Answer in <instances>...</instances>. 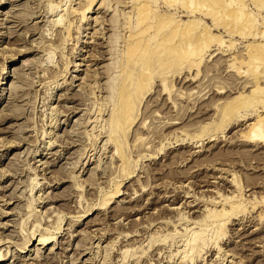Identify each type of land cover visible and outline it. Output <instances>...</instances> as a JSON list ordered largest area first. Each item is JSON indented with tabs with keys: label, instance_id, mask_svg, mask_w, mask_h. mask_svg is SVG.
Here are the masks:
<instances>
[{
	"label": "rangeland",
	"instance_id": "rangeland-1",
	"mask_svg": "<svg viewBox=\"0 0 264 264\" xmlns=\"http://www.w3.org/2000/svg\"><path fill=\"white\" fill-rule=\"evenodd\" d=\"M151 1L0 0V264H264L238 236L263 218L264 240V81L247 87L264 74V0ZM186 30L188 55L181 37L146 48ZM141 51L164 56L138 76L134 122L114 133L125 62ZM163 196L177 203L159 207ZM121 208L138 210L133 221L111 219Z\"/></svg>",
	"mask_w": 264,
	"mask_h": 264
},
{
	"label": "bare ground",
	"instance_id": "bare-ground-1",
	"mask_svg": "<svg viewBox=\"0 0 264 264\" xmlns=\"http://www.w3.org/2000/svg\"><path fill=\"white\" fill-rule=\"evenodd\" d=\"M153 1V0H152ZM151 1V2H152ZM170 1H172V0H170ZM170 1H168V2H170ZM211 1V0H210ZM239 1V0H238ZM87 2H88V0H87ZM158 2H160L159 0H158ZM190 2H192V1H190ZM216 3H218V2H216ZM86 4H88V3H86ZM155 4V3H154ZM188 4H189V2H188ZM240 5H241V3H240ZM148 6H150V5H148ZM141 7V6H140ZM150 9H151V7H149ZM207 9V8H206ZM72 10V9H71ZM70 11V10H69ZM74 11V10H73ZM88 11V10H87ZM90 11V10H89ZM188 11V10H187ZM146 12H148L147 14L148 15H146V16H149V11H146ZM172 12V11H171ZM189 12V11H188ZM1 13V12H0ZM151 13V12H150ZM71 14V13H70ZM73 14V13H72ZM129 14V13H128ZM134 14V13H133ZM86 15V14H85ZM143 15V14H142ZM250 15V14H249ZM248 15V16H249ZM76 16V15H75ZM250 16H252V15H250ZM142 17V16H141ZM73 18V17H72ZM71 18V19H72ZM87 18V17H86ZM88 19V18H87ZM132 19V18H131ZM144 19V15H143V17H142V19H139V21H138V23L137 24H139V22L140 21H142ZM150 19V18H149ZM79 21V20H78ZM144 21V20H143ZM172 21H173V19H172ZM166 22V21H165ZM143 22H141L140 23V25L142 24ZM167 24H168V22H167ZM194 24V23H193ZM160 25V24H159ZM158 25V26H159ZM133 26V25H132ZM131 26V27H132ZM139 27V26H138ZM137 27V28H138ZM162 27H163V25H162ZM128 28V27H127ZM151 28V24H149L148 26H144V27H141L140 29H138L137 30V34H142V33H144V32H146V31H148L149 29ZM157 28V27H156ZM134 29V28H133ZM156 31V30H155ZM194 31V30H193ZM127 33H128V31H127ZM188 32H187V30H186V33H179L178 31H172V32H170L169 33V35H166V36H162V39H161V37H160V39H159V36H157V35H153V36H150L148 39H146V41H145V45H147L146 46V48H148V47H153V46H155V45H153V44H157L158 42H162V44H164V43H166V44H171L173 41H175L176 39H179L178 37H184L185 36V34H187ZM190 33V32H189ZM157 34H159V31L157 32ZM159 35H161V34H159ZM133 36V35H132ZM199 38V37H198ZM200 38H203V36L202 37H200ZM179 41V40H178ZM176 42L175 44V48L180 52V55H188L190 52H189V50H190V48H191V44H190V39L189 40H183V38L181 39V41H179V42ZM202 43V42H201ZM174 45V44H173ZM262 45V44H261ZM132 46V45H131ZM264 46V45H263ZM253 49V48H252ZM9 50V49H8ZM168 52V54L169 53H174L173 51H174V48H173V46H171V47H169L168 49H166ZM199 50V49H198ZM245 50V49H244ZM241 52V51H240ZM167 53H166V56L164 57V58H166L167 57V60L168 61H166V64L168 65L169 63H170V60H172V58L171 57H168L167 56ZM162 54V52L159 54V53H157V58H155V57H146L145 56V54H144V52L142 53V51L141 52H139L138 54H136V56L133 58V59H129V60H127V62H125L126 63V66L128 67V69H127V71H126V79L123 81V82H125V84L122 86V88H120V90H119V92H118V98H119V100H120V105H119V110H118V112H117V115L115 116L117 119L115 120V122H114V124H113V129H114V133L115 132H119V131H121V132H123L124 131V129H125V126L128 124V123H130L131 124V122H134V114L136 113L135 111V109H136V106H138L137 105V103H138V100H139V92L137 93V91H136V89L141 85V83H142V80H139V78H138V76H140V75H142V77H143V75H145V72L147 71V72H149V73H152L153 74V71L154 70H156V69H158V67H159V65H161L160 64V58L162 57V56H164V55H161ZM222 54V53H221ZM156 55V54H155ZM220 55V54H219ZM261 55V54H260ZM215 56V55H214ZM239 56V55H238ZM244 56V55H243ZM210 57V56H209ZM240 57V56H239ZM238 57V58H239ZM245 57V56H244ZM227 58V57H226ZM229 58V57H228ZM231 58V57H230ZM252 60H255V61H258V60H256L257 59V57H255V58H251ZM200 60H201V58H200ZM222 60V59H221ZM220 60V61H221ZM260 60V59H259ZM214 61H216V60H214ZM219 61V60H218ZM218 61H216V62H218ZM223 61V60H222ZM246 61V60H245ZM249 61V60H248ZM251 61V60H250ZM214 63V62H213ZM227 63V62H226ZM192 65H194V64H192ZM214 65V64H213ZM215 65H216V63H215ZM187 66V65H186ZM73 67V66H72ZM228 67V66H227ZM227 67H226V69H227ZM173 68V67H172ZM215 67H213V69H214ZM258 68V67H257ZM195 69H197V68H195ZM209 69V68H208ZM213 69H212V71H213ZM244 69H246V68H244ZM163 70H165V69H163ZM173 70H175V69H173ZM172 70V71H173ZM177 70V69H176ZM176 70L175 71H173V72H176ZM185 70H188V71H190V69H187V67H185ZM215 70V69H214ZM253 70H254V68H253ZM261 70H262V68H261ZM171 71V72H172ZM177 71H179V70H177ZM208 71V70H207ZM240 71V70H239ZM246 70H244V72H245ZM255 71L256 70H254V73H255ZM161 72H162V70H161ZM260 72H262V71H260ZM179 73V72H178ZM209 73V72H208ZM214 73V72H213ZM2 74L3 75H5L6 74V70L4 69V71H2ZM147 74V73H146ZM155 74V73H154ZM158 74H160V73H158ZM166 74V73H165ZM167 74H168V72H167ZM169 74H170V72H169ZM186 74V73H185ZM205 74V73H204ZM238 74V73H237ZM240 74H241V72H240ZM246 74V73H245ZM253 74V73H252ZM132 75H134V79L132 80V79H127V78H131V76ZM195 75V74H194ZM243 75H244V73H243ZM157 76V75H156ZM156 76H154V77H156ZM159 76V75H158ZM157 76V77H158ZM209 76V75H208ZM211 76V75H210ZM241 76H242V74H241ZM254 76V75H253ZM252 76V77H253ZM189 77V76H188ZM250 77V76H249ZM187 78V77H186ZM202 78V77H201ZM204 78H205V75H204ZM158 79V78H157ZM159 79L160 80H158L159 81V84H160V86H161V79L162 78H160L159 77ZM163 79H165L164 78V76H163ZM211 79V78H210ZM146 80V79H145ZM154 80H156L155 78H154ZM202 80V79H201ZM157 81V82H158ZM163 81V80H162ZM171 81V80H170ZM190 81V80H189ZM248 81V80H247ZM264 81V74H260L258 77H255V78H253L252 79V81L250 82V81H248L249 82V85H247V83L245 82V84L243 85V87H245L246 88V85H247V87L249 88V87H252L253 89H256V90H258L259 89V87H258V82H263ZM157 82H155L154 84H156ZM208 82V81H207ZM243 83H244V81H243ZM1 85H3V84H5L4 82L3 83H0ZM135 84V85H134ZM159 84H158V86H159ZM205 84H206V82H205ZM168 85H170L169 83H168ZM195 85V84H194ZM198 85V84H197ZM261 85V84H260ZM208 86V85H207ZM169 88H170V86H168ZM159 88V87H158ZM168 88V89H169ZM197 88V87H196ZM199 88V87H198ZM204 88V87H203ZM205 89V88H204ZM4 89L2 88L1 89V91H3ZM160 90V89H159ZM176 90V89H175ZM5 91V90H4ZM157 91V90H156ZM190 91H191V89H190ZM189 91V92H190ZM210 91V90H209ZM160 93H161V91H159ZM195 92V91H194ZM198 92V91H197ZM157 93V92H156ZM193 92H191V94H192ZM206 93V92H205ZM137 94H138V96H137ZM143 94L144 93H142V96H143ZM164 95V94H163ZM163 95H162V97H163ZM174 95V94H173ZM187 95V94H186ZM189 96H190V93L188 94ZM204 95V94H203ZM1 96V95H0ZM157 96H158V94H157ZM171 96H172V94H171ZM175 96H177V95H175ZM188 96V97H189ZM160 97V96H159ZM166 97V96H165ZM173 97V96H172ZM171 97V98H172ZM179 97H180V94H179ZM188 97H187V100H188ZM203 97V96H202ZM176 98V97H175ZM181 98V97H180ZM155 99V98H154ZM158 99V98H157ZM156 99V100H157ZM165 99V98H164ZM167 99V98H166ZM185 99H186V97H185ZM200 99H202V98H200ZM204 99V98H203ZM140 100H141V98H140ZM174 100V99H173ZM180 100V99H179ZM182 100V99H181ZM194 100V99H193ZM185 101V100H184ZM145 102V101H144ZM154 102V101H153ZM163 102V101H162ZM165 102V101H164ZM167 102V101H166ZM189 102V101H188ZM193 102V101H192ZM198 102V101H197ZM146 103V102H145ZM148 103V102H147ZM177 103V102H176ZM139 104V103H138ZM182 104V103H181ZM203 104V103H202ZM147 105H149V104H147ZM162 105V104H161ZM161 105H160V107H161ZM179 105V104H178ZM254 105H256V104H254ZM259 105V104H258ZM261 105V104H260ZM144 106H146V105H144ZM156 106H158V105H156ZM168 106H171V105H168ZM159 107V108H160ZM179 107V106H178ZM209 107V106H208ZM147 108V107H146ZM155 108V107H154ZM162 108V107H161ZM160 108V109H161ZM168 108V107H167ZM172 108V107H171ZM144 109V108H143ZM151 109H152V107H151ZM156 109V108H155ZM179 109V108H178ZM204 109V108H203ZM147 110V109H146ZM153 110L154 109H152L151 111H152V114H153ZM166 110H168V109H166ZM144 112H145V110H143ZM119 112H120V114H119ZM135 112V113H134ZM143 113V112H142ZM149 112H147L146 114H148ZM238 114V113H237ZM237 114H235V115H237ZM145 116V115H144ZM149 116V115H148ZM154 116H155V119H156V115L154 114ZM142 117V116H141ZM153 117V116H152ZM147 118V117H146ZM144 120H145V117L143 118ZM143 119H141V120H143ZM140 120V121H141ZM255 120V119H254ZM159 121V120H158ZM165 121V120H164ZM170 121V120H169ZM153 122V121H152ZM160 122V121H159ZM261 122H264V118L263 119H261L260 120V122L259 123H261ZM138 123H139V121H138ZM259 123H258V125H259ZM159 124V123H158ZM175 124V123H174ZM255 124V123H254ZM140 125V124H139ZM138 125V126H139ZM143 125V124H142ZM157 125V124H156ZM161 125V124H160ZM250 125V127H251V125H253V124H249ZM148 126V125H147ZM165 126H167V125H165ZM172 126H173V124H172ZM249 127V126H248ZM247 127V128H248ZM260 127V126H259ZM140 128V127H139ZM155 127H153L152 128V131H153V129H154ZM163 128H167V127H163ZM255 127H253L252 129H254ZM143 129V128H142ZM148 127H147V130H145V134H147L148 133ZM263 129H264V126H263ZM135 130V129H134ZM142 131V130H141ZM140 131V132H141ZM252 131V130H251ZM151 133V132H150ZM141 134V133H140ZM143 135V134H142ZM120 136V135H119ZM116 136V138L115 139H113V141L115 142V144H116V150L117 151H119V156H120V160L122 161V163H127V155L125 154V152L124 151H122V150H124V149H120L121 147H122V145H123V139H122V136ZM148 136V135H147ZM127 137V136H126ZM139 137V136H138ZM152 137V136H151ZM151 137L149 138L150 140H147V139H145V140H147V142H145L144 144H142V146H143V149H146L147 148V145L150 143V142H153L152 140H151ZM143 138V137H142ZM156 138V137H155ZM264 138V137H263ZM133 139V138H132ZM138 139H140L141 140V138H137V140ZM157 139V138H156ZM249 139H251V138H249ZM144 140V139H143ZM136 141V140H135ZM238 141V140H237ZM136 143V142H135ZM135 143L132 145V146H134L135 145ZM139 143V142H138ZM1 145V144H0ZM139 146V145H138ZM135 147V146H134ZM137 148H139V147H137ZM142 148V147H141ZM150 148V147H149ZM121 150V151H120ZM139 150V149H138ZM263 150V149H262ZM262 150H259V152H261ZM113 151H114V149H113ZM144 151V150H143ZM142 151V152H143ZM112 153H114V152H112ZM135 153V152H134ZM141 153V152H140ZM192 153V152H191ZM142 154V153H141ZM254 156H256V155H254ZM204 163V162H203ZM206 163V162H205ZM197 164V163H196ZM198 165H199V163H198ZM189 166H191V165H189ZM121 167V166H120ZM116 168V167H115ZM188 170H189V168H188ZM195 170V169H194ZM199 172V171H198ZM197 173V172H196ZM207 176V175H206ZM205 176V177H206ZM191 177V176H190ZM189 177V178H190ZM218 177H220V176H218ZM200 178H202V177H200ZM204 178V177H203ZM222 178V177H221ZM36 181V180H35ZM206 181V180H205ZM200 182H201V180H200ZM208 182V181H207ZM210 182V181H209ZM208 182V183H209ZM221 182V181H220ZM226 182V181H225ZM182 183V182H181ZM207 183V184H208ZM200 184H203V183H200ZM199 184V185H200ZM206 184V183H205ZM205 184L203 185V186H201L202 188H206L207 190L206 191H208V192H212V191H210V190H208V189H210L209 187H212V185H215L216 183H214V182H210L209 183V185L210 186H207V184H206V186H205ZM229 184V183H228ZM153 185V184H152ZM185 187V186H184ZM219 187V186H218ZM142 188V187H141ZM151 188H152V186H151ZM182 188V187H181ZM117 189V188H116ZM140 189V188H139ZM144 189V188H143ZM141 190V189H140ZM204 191V190H203ZM214 191V190H213ZM135 193V192H134ZM148 193V192H147ZM165 193V192H164ZM125 194V197H123L119 202L120 203H125V202H131L130 201V199L128 200V201H126V199H128L129 197H130V195H128L129 197H126V193H124ZM172 194V193H171ZM120 195V194H119ZM177 195V194H176ZM135 196V195H134ZM153 196V195H152ZM151 196V197H152ZM158 195H156V197H157ZM171 196V195H170ZM183 196H184V194H183ZM182 196V197H183ZM133 197V196H132ZM160 197V196H159ZM164 198L163 199H159V201H160V203H158V204H156V205H159V207H167V208H170V206L171 205H173V206H175V204L177 203V201L176 202H174L175 200H173L172 199V197H170V199H172V200H168L167 198H166V196H163ZM168 197V196H167ZM175 197V196H174ZM173 197V198H174ZM181 197V196H180ZM188 197H190V196H186V194H185V196L182 198L183 200H184V202H183V204H182V202L180 203L181 205H182V207H183V205H186L188 208H190V207H193L194 205H191V202L190 201H188L187 200V198ZM216 197V196H215ZM150 198V197H149ZM154 198H155V196H154ZM177 198V197H176ZM212 198V197H211ZM132 199V198H131ZM158 199V198H157ZM180 199V198H179ZM263 199L264 198H262V201H263ZM144 200V199H143ZM154 200V199H153ZM214 200V199H213ZM106 201H108V200H106ZM217 201V200H216ZM119 202H118V204H119ZM158 202V201H157ZM166 203V202H168V204H166V205H163L162 203ZM223 202V201H222ZM149 203H150V201H149ZM153 203H156V202H152V204ZM104 204V203H103ZM134 204V203H133ZM179 204V203H178ZM179 204V205H180ZM155 205V206H156ZM128 206V205H127ZM143 206V205H142ZM118 207V206H117ZM156 207H158V206H156ZM158 207V208H159ZM185 207V206H184ZM225 207H227V206H225ZM232 207H234V206H232ZM92 208V207H91ZM98 208H100V207H98ZM130 209V207L128 206L127 207V209ZM134 208H136V207H134ZM132 209V210H136V209ZM139 208H140V206H139ZM224 208V207H223ZM94 209V208H93ZM110 209V208H109ZM160 209V208H159ZM176 208H171V210H175ZM179 209H180V207H179ZM193 209V208H192ZM114 210V209H113ZM117 210V209H116ZM126 209H124V208H121V209H119L118 210V212L115 214V212H114V214L115 215H113L114 216V218H112L111 217V219L112 220H114V221H116V222H121V220L122 221H124V220H126V221H133V220H131L130 219V215H132V213L134 212H131L130 210H128L127 212H131V214L130 213H127L126 211H125ZM168 210V209H167ZM170 210V211H171ZM201 210H202V208H201ZM221 210V209H220ZM223 210V209H222ZM232 210V209H231ZM260 210V209H259ZM264 209H262L261 211H263ZM89 211V210H88ZM105 211V210H104ZM138 210H136L135 212H137ZM181 211V210H180ZM225 211H226V209H225ZM102 212V211H101ZM194 212V211H193ZM213 212V211H212ZM260 212V211H259ZM262 213V212H261ZM98 214V213H97ZM130 214V215H129ZM134 214V213H133ZM229 214V213H228ZM136 215V214H135ZM137 215H140L139 213L137 214ZM143 215V214H142ZM205 215H206V212H205ZM81 216V215H80ZM134 216V215H133ZM215 217L216 215H215V213L214 214H211V215H209V217ZM95 217V216H94ZM97 217V216H96ZM204 217V216H203ZM140 218H142V217H139L138 219H140ZM100 219V218H99ZM138 219H136V220H138ZM143 219V218H142ZM212 219V218H211ZM258 223L257 224H255L256 222H254V224H252V225H246V227L245 228H243V230H242V232L240 233V234H238V236L240 237V239L242 240V242H243V244H245V245H250V247H258V248H260V249H262V250H264V240H258L257 241V239H258V237H257V239H256V235H257V230H258V228L257 227H259V225H262L261 223H262V221H263V218H260V219H258ZM125 222V221H124ZM109 223V222H108ZM115 223V222H114ZM127 223H129V222H127ZM84 224H85V222H84ZM86 224H88V226H86L89 230H91V231H97L98 230V228H95V229H92L93 227H95L96 225L98 226V220H95V219H93V218H91L90 220H88V222H86ZM242 224V223H241ZM246 224V223H245ZM248 224V223H247ZM45 225V224H44ZM124 225V224H123ZM164 225V224H163ZM49 226V225H48ZM162 226V225H161ZM245 226V225H244ZM257 226V227H256ZM256 227V228H255ZM262 227V226H261ZM131 228V227H130ZM172 228V227H171ZM242 228V227H241ZM254 228V229H253ZM253 229V230H252ZM89 230H87V231H89ZM197 231V230H196ZM202 232H203V230H199L197 233H194V237L192 238V241L194 242L195 240H196V238L197 237H199L201 234H202ZM240 232V231H239ZM89 234V233H88ZM132 234V233H131ZM94 236V235H93ZM49 239H50V237H45V236H40L39 237V239H38V244H45L47 241H49ZM254 243H257V244H259V245H255ZM6 245V244H5ZM252 245V246H251ZM7 246V245H6ZM5 247V246H4ZM169 247V246H168ZM246 247V246H245ZM189 248L191 249V250H193L194 248H195V246L192 244V243H190V245H189ZM3 249V248H2ZM34 250V249H33ZM128 250V249H127ZM31 251V250H30ZM162 251V250H161ZM217 251V250H216ZM123 252V251H122ZM188 253V252H187ZM3 255V254H2ZM17 255V254H16ZM222 255V254H221ZM216 256V255H215ZM7 260V259H6ZM24 261V260H23ZM4 262V261H3ZM219 262V261H218ZM15 263V262H14ZM83 263V262H82ZM123 263V262H122ZM22 264V263H21ZM29 264H31V263H29Z\"/></svg>",
	"mask_w": 264,
	"mask_h": 264
}]
</instances>
